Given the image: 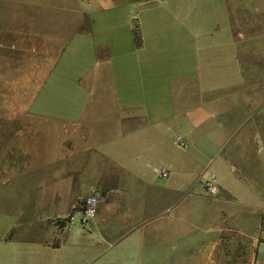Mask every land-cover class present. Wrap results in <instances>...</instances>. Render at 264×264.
<instances>
[{"label": "crops", "instance_id": "crops-1", "mask_svg": "<svg viewBox=\"0 0 264 264\" xmlns=\"http://www.w3.org/2000/svg\"><path fill=\"white\" fill-rule=\"evenodd\" d=\"M0 11L16 44L0 55L33 60L20 64L33 111L71 147L67 177L86 186L79 170L97 166L71 203L96 188L91 226L118 245L90 264H231L234 245L264 264V0H0ZM42 13L57 32L11 30ZM47 40L64 43L58 55L42 53Z\"/></svg>", "mask_w": 264, "mask_h": 264}, {"label": "rangeland", "instance_id": "rangeland-1", "mask_svg": "<svg viewBox=\"0 0 264 264\" xmlns=\"http://www.w3.org/2000/svg\"><path fill=\"white\" fill-rule=\"evenodd\" d=\"M48 17V13H42L32 28L15 24L11 30L57 32L56 26L47 22ZM2 19L0 11V52L4 50L1 47L16 46L8 44L13 42L8 40L11 36L5 39L3 31L8 26ZM58 32L66 34L63 28ZM63 45L47 40L42 43V53L49 50L58 55ZM20 64L29 69L33 60L18 58L10 50L4 57L0 55V264H90L99 258H110L118 245L117 235L105 236L94 229L91 224L96 217L89 224L70 222L76 204L92 190L98 191L93 188L87 196L71 203L86 190L91 173H98L97 166L79 170L80 177L85 174L83 179H88L86 186L76 187L77 177L74 181L67 177L71 171L64 164L73 162L68 152L71 147L65 139L58 138L62 131L58 124L35 117L33 75L23 74ZM40 68L44 79L50 67ZM24 76L26 84L18 83ZM95 114L100 117L102 110L96 108ZM75 159L80 163L81 154ZM63 220L69 223L62 228ZM228 256L232 257L231 264H251L249 254L236 245Z\"/></svg>", "mask_w": 264, "mask_h": 264}, {"label": "built area", "instance_id": "built-area-1", "mask_svg": "<svg viewBox=\"0 0 264 264\" xmlns=\"http://www.w3.org/2000/svg\"><path fill=\"white\" fill-rule=\"evenodd\" d=\"M173 143L178 148H187V143L181 136H175L173 138ZM160 175L162 177L166 176L164 172H160ZM202 188L206 196H214L216 194V188L213 179L211 178L202 182ZM101 201L102 198L99 192L92 190L85 200L76 204L75 208H77V210H75L72 216H70V222L76 221L80 224H89L96 217L97 209Z\"/></svg>", "mask_w": 264, "mask_h": 264}, {"label": "trees", "instance_id": "trees-1", "mask_svg": "<svg viewBox=\"0 0 264 264\" xmlns=\"http://www.w3.org/2000/svg\"><path fill=\"white\" fill-rule=\"evenodd\" d=\"M133 38H134L135 46L139 47V45H140V38L138 36V33H137V30L136 29L133 30ZM66 223H68V221L67 220H63L61 222V225H62L61 227L63 228Z\"/></svg>", "mask_w": 264, "mask_h": 264}]
</instances>
